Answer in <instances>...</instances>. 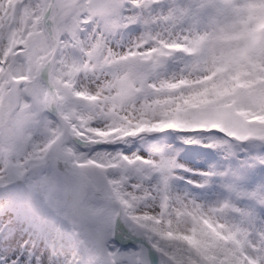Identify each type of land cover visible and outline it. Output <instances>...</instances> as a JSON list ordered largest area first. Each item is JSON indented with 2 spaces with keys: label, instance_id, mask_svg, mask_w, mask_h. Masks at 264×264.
I'll list each match as a JSON object with an SVG mask.
<instances>
[{
  "label": "snow or ice",
  "instance_id": "snow-or-ice-1",
  "mask_svg": "<svg viewBox=\"0 0 264 264\" xmlns=\"http://www.w3.org/2000/svg\"><path fill=\"white\" fill-rule=\"evenodd\" d=\"M257 168L264 0H0V264H264Z\"/></svg>",
  "mask_w": 264,
  "mask_h": 264
},
{
  "label": "rangeland",
  "instance_id": "rangeland-1",
  "mask_svg": "<svg viewBox=\"0 0 264 264\" xmlns=\"http://www.w3.org/2000/svg\"><path fill=\"white\" fill-rule=\"evenodd\" d=\"M165 136V137H162ZM167 136V137H166ZM156 145L164 144H176L179 145V142L176 140L174 135L168 133L159 134V138L155 139ZM136 145H133L135 148ZM145 155H147L148 150L145 148L140 149ZM243 159V157H241ZM178 160L180 163L185 165L189 169L193 170H206L209 164H218L224 165L225 161L222 157L215 156L212 154L211 150L204 149L199 146H184V150L180 153ZM184 175L190 179H197L195 175L191 173H184ZM248 182L251 186H256L264 184V168H257L248 172ZM27 237H21L17 234V237L12 240L0 241V258H14L15 254L19 249V245L23 243L24 239ZM131 238L123 242V246L127 249H132L134 246H128L131 243ZM40 248L37 249V254H40Z\"/></svg>",
  "mask_w": 264,
  "mask_h": 264
},
{
  "label": "water",
  "instance_id": "water-1",
  "mask_svg": "<svg viewBox=\"0 0 264 264\" xmlns=\"http://www.w3.org/2000/svg\"><path fill=\"white\" fill-rule=\"evenodd\" d=\"M131 243H135L136 244V241L135 240H130Z\"/></svg>",
  "mask_w": 264,
  "mask_h": 264
}]
</instances>
